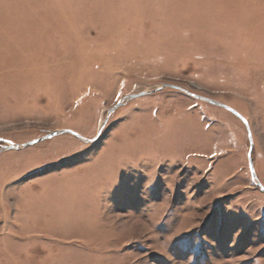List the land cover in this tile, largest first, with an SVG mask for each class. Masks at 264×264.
I'll list each match as a JSON object with an SVG mask.
<instances>
[{"label": "rangeland", "instance_id": "374dc122", "mask_svg": "<svg viewBox=\"0 0 264 264\" xmlns=\"http://www.w3.org/2000/svg\"><path fill=\"white\" fill-rule=\"evenodd\" d=\"M264 0H0V264H264Z\"/></svg>", "mask_w": 264, "mask_h": 264}, {"label": "water", "instance_id": "95a60500", "mask_svg": "<svg viewBox=\"0 0 264 264\" xmlns=\"http://www.w3.org/2000/svg\"><path fill=\"white\" fill-rule=\"evenodd\" d=\"M165 88H173V89L185 92V93L195 97L198 100L204 101V102H206V103H208L210 105H213V106L221 107V108L229 111L233 115H235L238 119H240L243 122V124L245 125V127L247 129V132H248V139H249V144H250L249 145V150H248V160H249L250 171H251L253 180L261 188V190L264 192V185L260 182L259 177L257 176V173H256V169H255V163H254V160H253V150H254L255 145H254V140H253V134H252L251 127H250V124H249L248 120L244 116H242L237 110H235L231 106H229V105H227V104H225V103H223L221 101H218V100H215V99H212V98H208V97H204V96H201V95H197V94H192L189 90H187L185 88H182L181 86H176V85H171V84H164V85L158 86V87H156V88H154L152 90L142 91V92H138V93H134V94H130L128 96H125L122 100H120L117 104H115L112 108L109 109V114H108L109 116H107V118L104 120V122L100 126V129H99V132H98V136L95 139H89V138H86V137L82 136L81 134H79V133H77V132H75L73 130L65 129V130H58V131L51 132V133H49L48 135H46V136H44L42 138H39L37 140L28 142V143H26L24 145L15 144L13 142H9L8 141L7 145H3L2 146V150L18 149V148H21V147L33 146V145L38 144L40 142H43L45 140L54 138V137L58 136L59 134H72L73 136H75L76 138H78V139H80L82 141H85V142H88V143L94 142L95 140L98 139V137L101 136L104 128L106 127L107 123L109 122V117L118 108H120L125 103H127V102H129L131 100H134L136 98L143 97V96H146V95L154 94L156 92L164 90Z\"/></svg>", "mask_w": 264, "mask_h": 264}]
</instances>
